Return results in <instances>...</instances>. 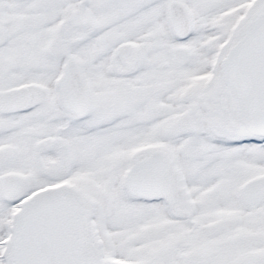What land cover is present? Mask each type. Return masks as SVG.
Here are the masks:
<instances>
[{
    "label": "snow or ice",
    "instance_id": "snow-or-ice-1",
    "mask_svg": "<svg viewBox=\"0 0 264 264\" xmlns=\"http://www.w3.org/2000/svg\"><path fill=\"white\" fill-rule=\"evenodd\" d=\"M0 264H264V0H0Z\"/></svg>",
    "mask_w": 264,
    "mask_h": 264
}]
</instances>
